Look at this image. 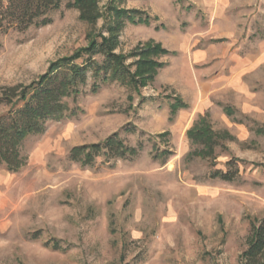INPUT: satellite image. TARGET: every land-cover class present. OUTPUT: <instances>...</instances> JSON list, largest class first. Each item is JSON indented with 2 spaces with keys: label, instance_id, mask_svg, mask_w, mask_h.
<instances>
[{
  "label": "rangeland",
  "instance_id": "1",
  "mask_svg": "<svg viewBox=\"0 0 264 264\" xmlns=\"http://www.w3.org/2000/svg\"><path fill=\"white\" fill-rule=\"evenodd\" d=\"M100 6L96 30L62 0L49 24L5 34L0 91L35 80L51 62L85 48L88 35L107 36L113 7L149 18L122 24L114 51L127 56L125 64L149 41L170 53L138 92L117 82L93 91L89 78L68 100L75 115L28 136L17 170L0 164V264H238L251 223L264 214V132H256L264 126V0ZM203 97L207 108L187 121V103ZM177 100L186 106L170 118ZM6 110L0 104V115ZM200 115L228 133L213 166L192 154L197 146L186 134ZM114 134L142 148L127 159L100 154L90 165L70 158L72 148ZM232 158L240 177H210Z\"/></svg>",
  "mask_w": 264,
  "mask_h": 264
},
{
  "label": "trees",
  "instance_id": "2",
  "mask_svg": "<svg viewBox=\"0 0 264 264\" xmlns=\"http://www.w3.org/2000/svg\"><path fill=\"white\" fill-rule=\"evenodd\" d=\"M101 0H65V7L77 10L78 18L94 27L102 17ZM62 0H0V46L2 37L11 30L24 31L29 27H41L51 22V13L59 10ZM113 22L93 37L88 35V45L73 54L50 63L48 69L26 85L4 87L0 91V104L7 106L0 115V164L8 171L17 170L22 164L20 147L30 135L42 133L49 120H60L75 115L68 100L74 101L81 93L88 79L91 89L96 91L101 84L117 82L130 91L138 90L152 82L158 69L165 63L159 59L170 53L160 43L149 41L131 53L133 61L125 64L127 56L115 53L117 35L124 21L146 24L147 16H137L135 10L112 8ZM134 67V70H131ZM186 106L180 100L170 106V118L175 112ZM230 113V110L225 107ZM256 132H264V126ZM165 134V133H163ZM187 137L197 146L192 154L209 159L215 164V149L225 148L222 139L227 132L216 133L207 115H200L198 120L187 129ZM102 144H85L72 148L69 156L83 165H90L92 160L103 154L106 158L127 159L134 157L142 143L128 146L117 134ZM169 150L162 151L166 158ZM226 170L214 169L211 178L233 181L240 177L239 169L232 158L225 162ZM52 247L57 248V244ZM238 264H264V214L250 225V234L245 248L238 256Z\"/></svg>",
  "mask_w": 264,
  "mask_h": 264
},
{
  "label": "crops",
  "instance_id": "3",
  "mask_svg": "<svg viewBox=\"0 0 264 264\" xmlns=\"http://www.w3.org/2000/svg\"><path fill=\"white\" fill-rule=\"evenodd\" d=\"M212 83H208V86H211ZM207 92V91H206ZM206 97H203L201 99H197L195 102L187 103V108L190 110L187 114V121L190 120L194 117V115L202 114V112L207 108L208 104L207 101L205 100ZM178 116V115H177Z\"/></svg>",
  "mask_w": 264,
  "mask_h": 264
}]
</instances>
